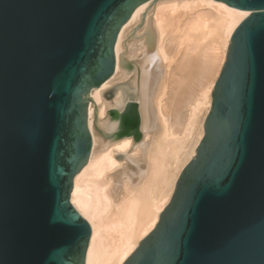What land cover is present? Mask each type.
Segmentation results:
<instances>
[{
    "label": "water",
    "instance_id": "water-1",
    "mask_svg": "<svg viewBox=\"0 0 264 264\" xmlns=\"http://www.w3.org/2000/svg\"><path fill=\"white\" fill-rule=\"evenodd\" d=\"M148 0H0V264H84L91 232L69 200L91 147V91ZM234 28L194 155L122 264H264V0ZM136 102L110 109L139 138Z\"/></svg>",
    "mask_w": 264,
    "mask_h": 264
},
{
    "label": "bare ground",
    "instance_id": "bare-ground-1",
    "mask_svg": "<svg viewBox=\"0 0 264 264\" xmlns=\"http://www.w3.org/2000/svg\"><path fill=\"white\" fill-rule=\"evenodd\" d=\"M248 14L218 0H148L120 27L114 71L90 93L91 147L69 196L91 227L84 264H122L155 226L203 134L226 45ZM126 53L141 58L131 64ZM126 69L127 85L107 93ZM128 92L141 99L137 141L116 136L118 121L107 116Z\"/></svg>",
    "mask_w": 264,
    "mask_h": 264
},
{
    "label": "rangeland",
    "instance_id": "rangeland-1",
    "mask_svg": "<svg viewBox=\"0 0 264 264\" xmlns=\"http://www.w3.org/2000/svg\"><path fill=\"white\" fill-rule=\"evenodd\" d=\"M229 42V41H228ZM227 46H228V44L226 45V49H227ZM127 54V57H128V59H129V62L131 63V64H133L134 62H138L139 60H140V58H141V56H140V54L139 53H137V54H134V55H130L129 53H126ZM139 54V55H138ZM225 55H226V52H225ZM225 59V58H224ZM224 62V61H223ZM131 69H126V72H127V74H126V78L125 79H123V80H118V81H116V82H114L113 84H110L109 86H111V87H109V88H111V89H109V91L107 92V93H110V90L112 91H115V90H117V88H119V89H122V88H124V86H126L127 85V81H128V79H129V77H130V75L132 74V72L130 71ZM108 90V89H107ZM112 91V92H113ZM135 92V91H134ZM129 94H132V92H128V95H127V100L130 98V97H133L134 98V101L136 102V105L138 106L139 105V103H140V101H141V99L139 98V97H137V95L135 96H133V95H129ZM133 94H135V93H133ZM113 98V97H112ZM112 98L110 97V96H106L105 97V99H107V101H109V100H112ZM126 100V101H127ZM123 105L124 104H122V107H123ZM116 109V108H114L113 106H110V107H108L107 109V111L109 112V110L110 109ZM209 108H210V106H209ZM209 108H208V110H209ZM208 110H207V112H208ZM107 112V116L110 118V116H109V113ZM207 112H206V114H207ZM137 113H138V116H139V112H138V109H137ZM206 114H205V116H206ZM97 116H96V114H95V122H97ZM205 118V117H204ZM203 121H204V119H203ZM125 136H127V135H125ZM133 137V136H132ZM201 138V137H200ZM199 138V139H200ZM134 139V138H133ZM140 138H138V140H139ZM135 141H137V140H135ZM197 145V144H196ZM186 164V163H185ZM184 166V165H183ZM179 175V174H178ZM178 177V176H177ZM175 184V183H174ZM173 188H174V186H173ZM173 190V189H172ZM172 193V192H171ZM171 195V194H170ZM170 198V197H169ZM169 198H168V200H169ZM168 200H167V202H168ZM166 202V203H167ZM166 203H165V205H166ZM164 205V206H165Z\"/></svg>",
    "mask_w": 264,
    "mask_h": 264
}]
</instances>
